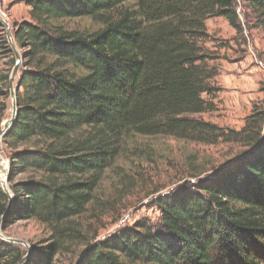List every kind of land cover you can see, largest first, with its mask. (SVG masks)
Here are the masks:
<instances>
[{
	"label": "trees",
	"instance_id": "1",
	"mask_svg": "<svg viewBox=\"0 0 264 264\" xmlns=\"http://www.w3.org/2000/svg\"><path fill=\"white\" fill-rule=\"evenodd\" d=\"M26 3L30 21L14 24L25 67L17 118L2 140L11 150L8 210L0 188L2 231L31 219L47 231L23 264H54L64 253L73 264H264V109L255 106L238 130L200 116L214 108L203 95H213L218 74L205 21L223 17L238 33L253 21L264 32V0ZM83 17L101 27L84 33L59 23ZM3 34L0 24V60L8 57L0 123L15 63ZM133 134L243 150L209 176L158 196L157 223L89 239L81 218ZM25 253L0 238V264H17Z\"/></svg>",
	"mask_w": 264,
	"mask_h": 264
},
{
	"label": "rangeland",
	"instance_id": "2",
	"mask_svg": "<svg viewBox=\"0 0 264 264\" xmlns=\"http://www.w3.org/2000/svg\"><path fill=\"white\" fill-rule=\"evenodd\" d=\"M26 1L0 0V18L8 24L7 30L0 21L8 46L4 50L12 51L11 42L20 55L22 49L14 37V24L30 21V8ZM240 9L239 4L237 10ZM248 22L238 33L223 17H212L205 21L210 34L206 47L215 57L213 63L218 74L213 80V97L203 95L213 103L214 108L200 116L219 126L236 130L243 126L245 117L255 106L264 109V32L260 27H254L253 21ZM59 23L84 33L94 32L101 27L100 23L86 17ZM7 61V56L2 58L0 68H5ZM23 68L22 57L15 83L20 80ZM7 104L1 127L10 116L9 96ZM1 144L0 152L7 162L5 171L8 177L11 150L2 141ZM242 150V146L234 143L203 144L171 135L125 136L120 156L106 171L101 182L98 201L81 218L83 231L89 239L98 240L135 222L157 223L160 211L155 200L158 196L174 192L184 181L195 183L209 176L214 169L238 156ZM8 185L10 188L9 179ZM2 233L6 237L25 241L30 246L28 257L33 253L32 248L47 236L45 227L35 219L17 220L6 226ZM23 249L27 253L24 246ZM74 261L73 255L64 253L56 257L54 264H73Z\"/></svg>",
	"mask_w": 264,
	"mask_h": 264
},
{
	"label": "water",
	"instance_id": "3",
	"mask_svg": "<svg viewBox=\"0 0 264 264\" xmlns=\"http://www.w3.org/2000/svg\"><path fill=\"white\" fill-rule=\"evenodd\" d=\"M0 21L2 22L3 26L8 30V24L6 22H4L1 18H0ZM7 38H8V40L10 39L8 32H7ZM10 47L13 51L14 58H15V63H14V65L10 71L9 78H8V90H9V97L11 100L10 116L7 119H5L2 123V127L0 130V140L1 141L3 140L4 136L9 131V129L11 128L13 123L15 122V120L17 118V112H18V109H17V93L19 92V89H20V80H18L15 83L14 78L17 74L19 66L21 65L22 56L18 53L14 44H12L11 42H10ZM0 159H1V155H0ZM3 184L8 185V177H6V180H4V181L1 180V178H0V188L8 199V205H7V210H8V208L11 206L13 195L10 191L9 185L7 188ZM3 219H4V215H2L0 217V238L4 241H7V242H14V243L23 245L27 249V253L17 263V264H23L29 255L30 246L25 241H23L21 239L10 238V237H6L5 235H3L2 230H1V225H2Z\"/></svg>",
	"mask_w": 264,
	"mask_h": 264
},
{
	"label": "bare ground",
	"instance_id": "4",
	"mask_svg": "<svg viewBox=\"0 0 264 264\" xmlns=\"http://www.w3.org/2000/svg\"><path fill=\"white\" fill-rule=\"evenodd\" d=\"M1 140H0V148H1ZM0 155H2L1 154V152H0ZM6 166H7V162H6V160H4L3 158H2V156H1V159H0V178H1V180H6ZM3 185H5V187H7L8 188V185L7 184H3Z\"/></svg>",
	"mask_w": 264,
	"mask_h": 264
}]
</instances>
